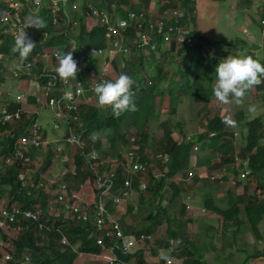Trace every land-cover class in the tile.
Segmentation results:
<instances>
[{
	"label": "trees",
	"instance_id": "16d2710c",
	"mask_svg": "<svg viewBox=\"0 0 264 264\" xmlns=\"http://www.w3.org/2000/svg\"><path fill=\"white\" fill-rule=\"evenodd\" d=\"M136 1L137 3L134 0H95L97 7L107 10L110 8V3L114 2L117 15L121 17L129 9L148 12L151 0ZM44 2L38 13V16L43 20V26L36 30L38 34H44L43 36L45 37L41 36L43 41L37 43L33 47L32 52L21 60L22 62L30 60L32 56L39 59L43 54L42 50L44 47L47 49L54 47H62L64 50L69 49L70 40L52 25L50 10L44 6ZM174 6L179 7L176 4ZM181 6H187L192 11L194 2L185 0ZM158 7V10L161 9L163 11L168 6L163 4L162 1L161 4H158ZM4 9L8 10L9 7L5 6L4 8L0 4V10ZM13 10L11 9L12 12ZM80 10L81 13H74V18L81 23L79 24L78 33L74 37L79 44L82 43L90 50L103 47L105 45L104 29L97 25L87 28L82 23L84 21L82 18L84 17L83 15L88 14L90 11L84 6H81ZM18 12L27 21L24 16L27 15L28 10L25 8L20 9ZM191 30L190 34L194 37L195 43L190 48L183 46L175 49L174 42H172L168 50L164 49L158 53L133 49L132 52L121 54L120 59L113 63L114 76L108 77L107 80H115L121 73L127 74L132 79L133 83L130 92L136 104V110L124 111L119 116H114L110 106L101 107L95 99L88 103L81 102L76 111L78 116L76 126L79 130H83L82 135L86 143L85 149L95 148L98 151V157L92 160L96 170L100 174L108 173L109 170L113 171V185L110 192L119 194L124 187V181L128 179L130 189L138 193L136 204L130 203L127 196L122 197L126 201L125 208H121L122 211L120 213L122 214L119 217L117 216L116 220L124 233L135 238H139L142 234H154L156 245L160 244L162 240L165 241L164 250H168L171 242L176 244L177 251L181 258L183 257V264H209L208 260L204 259V248L198 246L197 242H195L193 232L196 229L190 227L192 218L187 214L186 203H180L177 210L169 209L167 204L173 203L180 196L181 198L184 197L186 195L185 192H188L195 185L203 186L202 190L205 194L203 205L206 210L216 214L220 222L218 239L220 238L221 245L219 249L224 250L231 245L228 241L223 243L222 237L226 239L228 231L235 237L241 232L245 223L248 224L255 238H262L261 230L257 225L264 218V194L262 195V190L256 194V192H250L247 188L250 177L257 181L259 187L263 188L264 185V119L261 116H257L242 122L246 134L243 137V145L238 151L233 131L227 128L225 119L218 113L207 117L205 122L206 129L195 136L196 141L199 142V152L196 155V163L194 164L196 167L205 166L218 170L222 166H231L229 169L233 172L236 182L235 184L230 183V185L238 186L241 184L240 182H244V186L241 184L243 190L240 194L234 195L230 189L227 191L225 207L217 205L211 194L213 183H221L219 180L210 181L196 177L186 178V169L189 167L190 158L193 155V143L177 144L174 142L172 125L169 119L160 122L163 135L157 152L164 151L168 153L169 158L166 162H163L155 155L153 160H149L147 157L148 153L145 151L150 138L147 130L149 129L150 121L158 119L160 112H162L158 109V97H163L166 94L169 96L170 109H167L168 113L170 111L174 112L176 102H180L183 97H191L195 102L201 104L202 110L205 108L207 112L206 107L212 101L211 99L215 98L212 95L215 65L219 59L226 56L227 52H218L215 56L210 55L209 52L206 54L205 50L201 53V50H199L200 44L203 45V41L208 42V40H204V37ZM33 31L32 28L31 31L26 33L29 38ZM126 33L132 34V29H127ZM84 36L87 39H84ZM12 47L13 34L8 31L6 34L0 35V75L3 74L2 62L4 57L8 58L10 54L17 56L12 51ZM159 54H163V58L158 56ZM86 59L88 61L92 60L90 56ZM175 59H179V63H182L184 67H179L172 74L170 73V64H173ZM196 64L197 73L191 75L190 72ZM147 67L150 68L151 72ZM91 68H94L93 61L90 64ZM82 78L85 77L82 76ZM1 79L0 77V82ZM255 88L264 90V78L261 79V83L255 84ZM7 106L13 110L16 107L18 109L19 104L17 102H9ZM19 109L22 114L21 126L8 134L4 141L0 140V155L2 157L10 156L11 158L9 164L0 165V186L7 189L5 199L8 206L16 204L21 208L37 211L38 219L31 220L17 217L12 222L3 220L5 228L14 230L15 235L10 239V242H7L8 234L0 227L1 239L6 242H4L2 250H0V264H73L77 255L81 252L99 253L101 249L105 251L104 248L96 244V238L101 237L105 245H112L114 239L113 237H106L103 232L95 230L92 223V204L85 207L86 210L83 211L85 217L83 218L73 213H67L62 209V212L59 211L54 216L47 212L48 194L44 192L43 185H39V180L36 179L34 184L28 185L30 194H27L25 188L20 186L18 173L23 168L25 169V166L17 156L16 139L19 133L25 132L27 124L23 123L24 111H22L21 107ZM235 113L236 119L239 120L243 117L242 111ZM126 128L132 129L135 137L133 135L128 137ZM4 129V126H0V133ZM210 133H213V135ZM101 138L106 140L107 147L98 150L99 146L95 145L94 147L93 139ZM130 138H133V140ZM0 139L2 138L0 137ZM124 147L132 148L139 160L147 165V170L144 173H134L124 168L122 164ZM235 155L248 160L250 174L243 179H238V172L241 171L239 167L241 166L232 167ZM73 163L75 166L73 178L83 180V182L91 180V170L88 168L87 160L80 153V150L73 155ZM177 175L181 177L180 180L175 179ZM141 178L146 181L144 189L140 188ZM224 179L226 180L227 177ZM204 187H206L205 192ZM68 189L71 190L70 188ZM93 191L98 194V190L95 188ZM240 204H242V207L239 206ZM105 206L111 213L119 210V208L115 209L116 204L112 203L109 198L106 199ZM111 206L113 207L111 208ZM139 210H147L145 222L137 225L135 229L129 227L126 223V216ZM40 223L41 228L39 227ZM210 228L215 230L211 226ZM215 238L213 234L212 238L209 239V243L203 242L202 245L204 247L209 246L211 251L215 253L214 260L217 259L216 261L219 264H223L219 259L220 254L216 252L213 243ZM235 240L233 239V243ZM146 242L148 243L149 240L141 241L142 244H146ZM7 252L12 255L10 260L4 259V254ZM115 252L120 258L131 261L132 264H143L141 249H136L128 254H122L118 250H115ZM250 254L246 257H258L264 255V250H255L252 255ZM26 257H28V260L25 259Z\"/></svg>",
	"mask_w": 264,
	"mask_h": 264
},
{
	"label": "built area",
	"instance_id": "2783aa9c",
	"mask_svg": "<svg viewBox=\"0 0 264 264\" xmlns=\"http://www.w3.org/2000/svg\"><path fill=\"white\" fill-rule=\"evenodd\" d=\"M44 0H29L31 7L39 9L42 7ZM8 10H0V35L6 34L10 31L14 36L17 34L19 29L25 28V32L32 30V26H28L23 16L18 12L21 8V4L18 0H8ZM163 4L168 7L164 8L163 11H158V8L154 13L143 10L129 9L124 16H118L115 9L116 4L110 3L108 10L97 7L95 3L92 4L89 0H49V10L51 23L55 27L59 26V23L64 24L63 32H66L70 28L71 24L78 25V21L74 18V13L77 12L81 6L87 7L90 11L86 14V17H90L94 20L91 26L97 25L103 28L105 31V45L103 47H97L94 49L97 55L102 57L100 63H96V69L91 68L88 72L84 71L83 79H76L70 81L69 79H62L56 76L55 68L58 64L57 56L62 53L61 48H54L52 53L49 55L53 60L52 69L49 65L44 66L38 77L46 74L47 71L51 72L52 78L47 79V86L55 90L54 81L59 77L60 86L59 92L50 95L45 99L44 104L63 118L67 123L70 121L78 120L77 109L79 105V98L82 97L83 92L87 89L94 91L96 83L107 80L108 77L113 75V63L120 59L121 54H127L132 52L133 49L136 51H154L156 53L164 49H169L174 42L175 46H186L192 47L195 43L194 37L190 34L188 24L191 22L192 14L188 15L186 10L181 7L174 6L171 0H163ZM11 9H14L13 12ZM255 14L258 16L260 24H264V1L261 2L259 8H256ZM79 26V25H78ZM132 29V34L126 33L127 29ZM32 34V33H30ZM76 42L70 39L69 51H72V57L75 59L74 51L76 50ZM7 58V57H6ZM84 64L82 57H78L76 65L79 63ZM33 63L31 60L18 63L17 68L12 70V76L15 78L29 77L32 75ZM93 70V71H92ZM54 74V75H52ZM17 100L23 99V94L16 96ZM91 100V96L87 97L84 101L88 102ZM21 111L17 108L11 110L7 104L0 105V126H4L5 129L0 133V137L7 136L14 129L20 126ZM52 126L58 128V124L53 122ZM82 129L79 130L76 126H68L67 131L64 134V144L74 147V149L80 150V153L87 160L88 168L92 173V181L95 185V189L98 190L96 202L93 204L92 210V223L96 231L103 232L106 237H113L114 242L112 245H105L101 237L96 238V244L101 248L105 249L104 258L108 264H129L128 261L120 258L115 250H118L122 254L131 253L136 247L138 242L145 239L151 240L152 235H141L139 238L127 235L122 230L118 221L111 215V212L106 208L105 201L110 195L112 203L118 205L122 200V197L129 195V180L124 181V187L119 194H112L110 192L113 185V171L108 173L100 174L95 167L92 160L98 157V151L95 148L85 149L86 143L82 135ZM2 134V135H1ZM213 135V133H210ZM176 136V135H175ZM173 137L174 142L189 143L192 142L193 155L199 152V142L196 141L195 137L190 134L183 133L177 134ZM6 139V138H5ZM133 140V138H130ZM42 138L40 127L33 123L29 125L25 132L19 133L16 139L18 148L17 156L20 158L24 165L30 163L31 157L28 154L29 148L40 149L42 145ZM57 151L62 150L60 144L56 145ZM157 158L166 162L169 158L166 152H160L156 155ZM11 162L10 156L2 157L0 155V163L9 164ZM122 164L127 171L134 173H144L147 170V165L139 160V157L135 155L132 148L126 149L122 152ZM239 167L241 171L238 172V179H243L250 174V168L248 166V160L246 158H240L238 155L234 156V164L232 167ZM24 170H20L18 173V180L20 186L25 188L26 193L30 194L28 189V183L24 175ZM186 178L190 179L196 177L198 179H208L210 181L219 180L220 182L228 180L231 184H235V176L233 173L228 175L227 169H218L217 172H207L204 169H196L194 164H191L186 169ZM72 177L75 175V170L71 171ZM39 185H43L40 181ZM146 181L140 179V188L144 189ZM84 183L79 185L81 191L83 190ZM57 192L55 191L56 200L61 203L62 210L67 213H73L77 216L84 215L82 206L78 203V194L73 191H69L64 182H60L57 185ZM84 192V191H83ZM189 197H186V201ZM17 217L29 218L31 220L38 219V212L29 208H21L16 204L8 206L6 199L0 200V218L7 220L8 222L14 221ZM82 217V216H81ZM41 228V223L39 224ZM64 241V240H63ZM12 257L11 253L7 252L4 254L5 260H10ZM159 264H180L170 254H160ZM28 260V257L25 258ZM215 264V263H212Z\"/></svg>",
	"mask_w": 264,
	"mask_h": 264
},
{
	"label": "rangeland",
	"instance_id": "374dc122",
	"mask_svg": "<svg viewBox=\"0 0 264 264\" xmlns=\"http://www.w3.org/2000/svg\"><path fill=\"white\" fill-rule=\"evenodd\" d=\"M4 3H6L8 0H2ZM92 2V4L95 2V0H89ZM136 3L137 1L134 0ZM153 1L152 5V11H155L158 7V4H161L163 0H151ZM188 1V0H186ZM194 2V14H192V21L188 24V29H193V31L197 32V34H201L207 39L210 40L211 46L217 48L218 50H228L232 51V48L235 43L234 40L236 38H243L245 39V31L242 33V29L244 25L242 18L244 9L240 6L236 7L233 5L232 0H190ZM1 2V1H0ZM185 0H171V3L179 5L181 9L183 8L186 10L188 15H191L192 11L187 6H181ZM96 4V3H95ZM115 5V3L113 2ZM160 6V5H159ZM27 8H29L27 6ZM116 11L115 9L112 10ZM117 12V11H116ZM26 17V16H24ZM90 17H83L84 20L82 23L85 24V26L88 28L87 25H91L90 21L88 20ZM244 18V17H243ZM88 20V21H87ZM78 21V20H76ZM87 23V25H86ZM81 24L78 22V25ZM71 24L70 28L66 32H63V29H58L61 34H63L68 40L72 39L76 42L77 53L82 57L84 61V71L88 72L90 70V64L93 61V64L100 63L102 61V57L100 55H97L94 51V49H88L83 45L82 43L79 44L77 39L74 37L77 35L79 26ZM193 25V26H192ZM55 27V26H54ZM58 27V26H57ZM56 27V28H57ZM190 27V28H189ZM33 28V39H35L36 43H40V41H43V38L45 36L38 34L37 28L32 26ZM245 28V27H244ZM36 30V31H35ZM263 30L264 35V25L262 27L259 26V31ZM43 36V38L41 37ZM32 38V36H31ZM84 39H87L86 36H84ZM87 41V40H86ZM232 44V45H231ZM70 45V44H69ZM80 45V48H79ZM44 47V46H42ZM61 48V47H60ZM54 48L47 49L43 48L42 50V56L48 57ZM63 51V48H61ZM74 51V53L76 52ZM66 50V52H68ZM64 52V53H66ZM76 53V54H77ZM88 56L92 58V60L86 59ZM10 60L19 61L17 56H10ZM8 58L4 57V62ZM33 60L35 66L38 70L43 67L39 66L35 61V57H31ZM9 60V59H8ZM12 63L11 67H5L4 71V81L2 87L0 86V105L7 103V100H17V95L19 94L20 90L24 89L25 81L21 80L22 78H15L10 75V69H15V64L13 61H10ZM49 62V61H48ZM48 62L46 64H48ZM176 62V59H175ZM83 63V62H82ZM82 65V64H81ZM97 66V64H96ZM96 66L94 65V69H96ZM41 69V70H42ZM147 69L151 72L150 68L147 67ZM175 68L171 69V71H174ZM35 70V69H34ZM79 69L77 68V71ZM93 71V70H92ZM82 73V72H81ZM76 74L74 79H82V74ZM69 79V78H68ZM27 82V81H26ZM39 83V82H38ZM26 86H31L30 82L26 83ZM34 84V83H32ZM253 89V87H252ZM33 92V96H38V94L31 88ZM29 90V91H31ZM256 90V89H255ZM259 89L254 91V93L249 90H246L243 97L239 98L238 100H230L229 103L225 104L217 100L216 98H212L211 102L208 104L207 112L209 109V112H206V109L204 108L202 110L201 104L199 102H195L191 97H183L182 103L179 104V102H176L175 108L176 112L174 113V116L171 118L170 124L172 125V132L173 137L177 134H183L187 133L191 136L195 137L198 133L203 132L205 127V122L207 117H211L213 113H220V116L225 119V122L227 124V128L229 130H232L235 136L236 141V149H238L243 145V137L245 136V127L242 124L245 120L249 118H254L256 115H261V117L264 118V92H257ZM45 94V93H44ZM46 96V95H45ZM168 95H164L163 97H158V109L159 111H163L161 115L159 116L158 120H151L149 123V129L147 132L149 133V140L147 142V147L145 151L148 153L149 160H153L155 155L158 153V148L160 147V139L163 135V130L161 129V124H158V121L161 119H166L170 116H172L171 113H168L165 109H170V104L168 100ZM24 99V97H23ZM21 99L20 103L22 104V111H28V110H34L37 112V120L40 123V125L47 127H50V124L52 121L56 120L58 123H61L63 125V122L61 119H59L56 116V113L54 110L51 109H45L41 107V103H44V100H38L36 102H30L28 103L27 98L24 100ZM79 100V99H78ZM26 101V102H25ZM5 102V103H4ZM249 106L252 107V111H249ZM242 111L243 114H245L243 117H241L239 120L235 117V112ZM206 112V113H205ZM236 119V120H235ZM49 130V129H48ZM127 135L128 137H131L132 135L135 137L133 130L128 129ZM2 135V134H1ZM175 136V137H176ZM49 138L51 139V142L49 140L42 142L40 149H34L32 150L29 148V155L31 157L30 163L28 165H24V175L26 177V181L28 185L34 184V181L37 179L43 183L44 192L48 194V213L51 215H57L59 211L62 212V206L61 203L56 200L55 191L57 192V185L60 182H64L67 186V188H70L71 190L76 191L79 189L80 183H84L83 191V199H81L82 202H84L82 210L85 211L87 206L90 204L93 205L94 202H96V199L94 198V191L95 185L91 180H86L83 182V180H77L72 177L71 171L75 169L74 163H73V152L74 149L71 146H68L64 144L62 140V132L61 131H55L52 135L49 134ZM5 140V136H2L1 141ZM53 140V141H52ZM94 147L95 145L99 146L97 149L101 150L107 147V142L104 138L101 139H93ZM3 143V142H2ZM54 143V144H53ZM55 144H60L62 146L61 151H57L55 149ZM17 146V144H16ZM17 148H19L17 146ZM126 147L123 149V153L126 151ZM164 152V151H163ZM160 153V152H159ZM168 154V153H167ZM169 156V155H168ZM194 158V157H193ZM2 163H0L1 165ZM231 167V166H229ZM228 166H222L220 169L225 168L227 169L228 175L233 173ZM196 169H204L205 171L211 173V172H217V169H210L209 167H196ZM180 176L177 175L175 179L180 180ZM236 182V180H235ZM244 186V182H240ZM214 186L211 188V194L213 197L214 202L221 206L225 207L227 203V191L230 189L234 195L240 194L242 192V185H230V182L228 180H225L223 183H213ZM233 184V183H232ZM54 185V186H52ZM248 188L250 192H256L259 193L260 190H262V195L264 194V185L263 188L259 187L257 185V181H254L253 178L250 177ZM257 186V187H256ZM203 187V186H202ZM202 187L199 185H195L193 188H190L188 192H185V196L181 198L178 197L175 199V201L171 204H167V207L169 209L177 210L180 203L185 204L186 197L188 196L189 199L186 201L187 205V214L192 218V223L190 227L193 229H196V232H193L195 242H197L198 246H202L204 248V259L208 260V263L214 262L215 264H219L218 261L215 259V253L211 251V248L209 246L204 247L202 244L203 242L209 243V239L212 238V235H215V239L213 240V243L215 245L216 252L220 254L219 259L223 264H264V255L258 256V257H246L248 254L252 255L255 250L262 251L264 250V218L260 222L259 229L261 230L262 238L257 239L252 234L250 228L248 227V224L245 223L244 226H242L241 232H239L235 237L231 235V233L228 231L226 233V239L222 237V241H228V243H231L230 246H227L224 250L219 249L221 242L219 236L220 231V222L216 216L211 211H208L205 209L203 205V201L205 198V194L203 193ZM201 188V189H200ZM206 187H204V192ZM6 188H1L0 186V200H3L6 198L7 193ZM78 192H81L78 190ZM129 198V202L136 204L138 193L134 190H129V195H127ZM126 201L125 199H122L120 202V205H116L115 209L119 208V210H116L114 213H111V215L116 219V217L120 216V211L125 208ZM239 206L242 207V204ZM113 206H111L112 208ZM122 208V209H121ZM147 213V210H139L135 213H129L126 216V223L129 225V227L136 228L137 225H140L142 222H145V215ZM212 222V228H215V230L211 229L210 227H207V222ZM210 225V224H209ZM259 225V224H258ZM257 225V227H258ZM0 227L4 229V232L8 234V241L10 242V239L15 235L14 230H11L4 226V222H2V219L0 220ZM217 229V230H216ZM205 232V234H204ZM208 235V236H206ZM211 235V236H210ZM221 236V235H220ZM233 239H236L233 243ZM5 241L1 239L0 236V250H2L3 244ZM6 243V242H5ZM176 244H174V254H176L178 251L176 249ZM173 254V255H174ZM171 255V254H170ZM172 255V257H173ZM177 260V259H175ZM178 261V260H177Z\"/></svg>",
	"mask_w": 264,
	"mask_h": 264
},
{
	"label": "crops",
	"instance_id": "0c3cea01",
	"mask_svg": "<svg viewBox=\"0 0 264 264\" xmlns=\"http://www.w3.org/2000/svg\"><path fill=\"white\" fill-rule=\"evenodd\" d=\"M0 1H1L0 4L2 6H4V8H5V6H8V3H7L8 1L6 3H4V1H2V0H0ZM18 1L21 4V8L20 9H25L26 8L28 10L27 15H25L26 16L25 18H27V21L30 22L33 17L38 16L39 10L41 8L34 9L33 7H31V5L29 3V0H18ZM262 1H264V0H232L233 5H235L236 7L240 6V7H242L244 9L243 15H242V18H241L243 20V22H244V25H242L243 28H241L242 29L241 31H242V33L245 31V33H246L245 34V37L246 38L245 39H243V38H236L234 40V43L235 44L232 45L233 46L232 48H230V49H232V51H228V50H222V49L221 50H218L214 46L212 47L211 44H210V40L209 39H207L206 37H204L201 34L200 35L198 34L199 36L204 37V40H208V42L207 41H203V45L200 44V48H199V50H201L200 52L202 53L205 50L206 54H208V52H209L210 55H212V56H215L218 52H222V51L223 52L225 51V53L227 52L226 55H235L237 53H241V54H245V55H251L253 58L258 59L262 64H264V35H263V30L259 31V26L262 27V25H264V24H260L259 19H258V16L255 14L256 8L257 9L259 8V5L261 4ZM150 2H151V4L153 3V1H150ZM151 4H150V7H149L148 11L154 13L155 11H152V9H151L153 4L152 5ZM27 6L29 8H27ZM44 6L45 7H48L49 6V0H46V2H44ZM105 10H107V9H105ZM158 11H161V9L158 10ZM76 13L77 14L78 13H81V10L79 9ZM83 16L86 17L87 15H83ZM192 19H193V17H191V21H192ZM88 20L90 21L91 25L94 23V20L92 18H88ZM86 25H87V23H86ZM91 25H87L88 28L92 27ZM64 27L65 26H64L63 23H59V26L57 27V29H62ZM31 36H32V38L30 37V39L34 43V46L33 47H35L37 43H36L35 39H33L34 38L33 35H31ZM177 47L178 46H175V49H177ZM179 47H182V46H179ZM54 48H60V47H54ZM206 49H208V50L206 51ZM32 50H33V48H32ZM32 50H31V52H32ZM166 50H168V49H166ZM64 52H66V50L63 49L62 53H64ZM11 55H13V54H10L9 55V57H8L9 60L7 59L5 62L4 61L2 62L3 63V74L0 75V77L2 78L1 79V82H0V86L1 87H2L3 81H4V71H5L4 69H5V67L10 68L11 65H12V63L10 61H13V63L15 64V67L16 68L18 66V63H22L21 60H19V61L10 60V59H12V58H10ZM74 56H75V59H74L75 61H77V58L80 57V55L78 53L77 54L75 53ZM158 56H161V58H163V54H159ZM179 59H176V62L174 61L173 64H170V73L173 74L176 70L179 69V67H181V66L184 67L182 63H179ZM30 60L33 63V66H32V75L29 76V77H22L21 80H24L25 81V84H24V89L23 90H20L19 91V94H23L24 99L27 98V101L29 100L28 103H30V102H36V101L42 100V99L45 101V99L48 98L50 95L56 94V93L59 92V86H60L59 77H57L56 79H53V81H54V87L53 88H55V90L52 91V89H50L47 86V84H46L47 79L48 78H52L51 72L50 71H47L46 74L42 75L41 78H39L37 75H38V73L41 72V69L42 68L40 70H38L37 67L35 66L33 60L31 58H30ZM39 60H40V62H39ZM177 60H178V63H177ZM34 61L39 66H41V67L49 65L50 68L52 69L53 60L50 58V56H48V57L47 56L46 57L41 56L39 59L37 57V58L34 59ZM47 62H48V64H46ZM79 64H80V66L77 65V67H79L78 68L79 70L76 72L77 75L80 74L83 71V65L85 66V64H83L82 67H81L82 62L79 63ZM173 68H175L174 71L173 70L171 71V69H173ZM196 68H197V64L193 66V69L190 72L191 75H193L194 73H197ZM11 69H12V67H11ZM11 69H10V75L12 76V70ZM52 73H54V72H52ZM52 75H54V74H52ZM56 76H57V74H56ZM82 76H83V74H82ZM113 76H114V74H113ZM74 77L75 76L70 77L69 80L70 81L76 80V79H74ZM82 79L84 80V78H82ZM26 81L27 82H30L31 83V86H26L27 85L26 84L27 83ZM32 83H34V84H32ZM252 87H253V89H252ZM31 88L38 94V96H33V92L31 90ZM255 89L256 88H255V84H254L250 88H248L247 90H249V92L252 91L254 93V91L257 90V89L255 90ZM29 90H31V91H29ZM257 92H264V90H259ZM89 96H91V100L88 101V102H92L94 99L96 100V95L93 92V90L87 89V90H85L83 92L82 97L79 98V103H81V102L88 103V102H86L84 100L87 97H89ZM168 100H169V97H168ZM9 102H11V103H16L17 102L19 104L18 109L20 107H22V104L20 103L19 100L18 101L17 100H7V103H9ZM180 102L182 103V100ZM180 102H179V104H181ZM7 103H5V104H7ZM41 107L42 108H45V109H47V108L50 109L44 103H41ZM176 109L177 108H174V112H171L170 111V113L172 114V116H170L169 118H166V119H169L171 121V118L174 116V113L176 112ZM165 110H167V109H165ZM24 113H25V115L23 117V123L24 124H27V125H32L33 123H36L40 127L42 141L44 139V141L49 140L51 142V139L49 138V134L52 135L55 131H61L62 132V140H64L63 138H64V134L67 131V127L69 125L75 127L76 124H77V120L76 121H70L69 123H67L55 111L56 116L59 119L62 120L63 125H61V123H58L56 120H54V121H52V123L53 122L57 123L58 124V128H54L52 126V123L50 124V127L49 126L44 127V126L40 125V123L37 120V112H35L34 110H28V111L25 110ZM160 113H163V111L160 112ZM218 114L220 115V113H218ZM244 115L245 114H243V116ZM257 116H261V115H256L255 117H257ZM166 119L159 120L158 121V124L160 122H162L163 120H166ZM154 120H158V119L156 118ZM20 126H21V124H20ZM55 146H56V144H55ZM73 149H74V147H73ZM77 151H78L77 149H74L73 155ZM197 154H194V155L191 156V158H190V160H191L190 165L196 163V155ZM221 183H223V182H221ZM78 190L81 191L80 188L77 189L76 191H74V190H69V191H73L74 193H77L78 194L77 201L83 207L84 202H82L81 199H83L82 197L84 195V192H83V190L81 192H78ZM242 190H243V188H242ZM93 195H94V198L96 199V195L97 194H95V192H94ZM108 198L111 199L110 195L108 196ZM81 216H82V218L85 217V215H81ZM205 222H207V227H210V226L212 227V222H209V221H205ZM260 222H259L258 227H260ZM195 232L197 233V231H195ZM154 240H155V237H154V234H152V238H151V240H149L148 243L146 242V244H142L141 242H138L137 245H136V247H134V249H133V251H135L136 249H141L142 250V254H143V256H142L143 257L142 258L143 264H159V260H160L159 255L160 254H171V256H172L174 254V252H176V251H174V244H175L174 242H171L169 244L168 250H164L163 247H165V241L162 240V241H160V244H157L156 245V242ZM104 254H105V251L102 250V249L100 250L99 253H83V252H81V253H79L77 255V257L75 258L73 264H108V262L104 258ZM173 258L174 259H177L180 264H183V257L181 258V255L179 254V252H177L176 254H174L173 255ZM212 263H214V262H212ZM129 264H132V262L130 261Z\"/></svg>",
	"mask_w": 264,
	"mask_h": 264
},
{
	"label": "clouds",
	"instance_id": "9594fccd",
	"mask_svg": "<svg viewBox=\"0 0 264 264\" xmlns=\"http://www.w3.org/2000/svg\"><path fill=\"white\" fill-rule=\"evenodd\" d=\"M192 7L194 8V6ZM28 26L41 28L43 20L39 16H35ZM33 46L34 43L26 34L25 28L19 29L13 38L12 47V51L17 54L18 59H25ZM57 60L55 71L60 78L68 79L76 76L77 65L72 57V51L59 54ZM214 72L212 95L220 102L227 104L230 100H238L243 97L246 90L252 85L261 83V79L264 78V64L251 55L237 53L219 59ZM132 83V79L125 73L119 74L115 80H102L96 83L94 93L97 104L101 107L110 106L114 116H119L124 111H135L136 104L130 92ZM252 110V107L249 106V111Z\"/></svg>",
	"mask_w": 264,
	"mask_h": 264
},
{
	"label": "bare ground",
	"instance_id": "6f19581e",
	"mask_svg": "<svg viewBox=\"0 0 264 264\" xmlns=\"http://www.w3.org/2000/svg\"><path fill=\"white\" fill-rule=\"evenodd\" d=\"M182 9H183V8H182ZM189 25H191V24H189ZM192 26H193V25H192ZM189 28H190V27H189ZM192 30H193V29H192ZM192 30H191V31H192ZM191 35H192V34H191ZM186 48H188V47H186ZM81 67H82V65H81ZM77 68H79V67H77ZM54 73H56V72H54ZM56 74H57V73H56ZM9 109H11V108H9Z\"/></svg>",
	"mask_w": 264,
	"mask_h": 264
}]
</instances>
